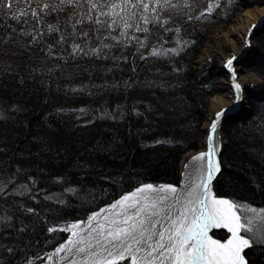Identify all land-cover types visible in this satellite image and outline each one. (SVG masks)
<instances>
[{"label":"trees","instance_id":"16d2710c","mask_svg":"<svg viewBox=\"0 0 264 264\" xmlns=\"http://www.w3.org/2000/svg\"><path fill=\"white\" fill-rule=\"evenodd\" d=\"M201 1L203 10L209 5L211 10L199 14ZM201 1L169 0L167 5L173 8L156 7L155 22L142 24L140 29L133 25L127 33L130 42H116L119 26L112 29L95 18L81 20V13L86 14L79 6L81 0H11V15L8 0H0V48L15 58L0 68V217H9L0 220V264H25L30 251L39 257L61 238L47 231L49 223L76 217L85 210L83 204L74 207L80 203L75 191H66L68 206L61 203L69 187L78 190L85 202L95 196L90 198V192L83 190L92 185L104 202L145 177L154 182L176 180L180 155L188 143L183 133L192 128L186 119L193 98L187 87L196 90V85L205 86L207 78L197 82L209 72L205 62L196 67L198 70L192 69L206 42L204 24L210 19L224 26L232 11L241 7V0ZM256 2L264 5V0ZM174 6L183 16L165 22L164 17L177 16L170 13ZM161 10L164 16L159 14ZM105 44L111 46L105 49ZM154 48L176 51L157 54ZM93 49L98 50L89 56ZM139 85L149 91L153 87L157 93L144 95L133 104L120 96L126 86ZM72 98L87 103L84 122L95 120L89 123L95 129L81 149L67 141L70 137L66 134L81 123L80 118L61 115L75 105ZM258 104L254 108L259 114L251 119L248 130L251 136L238 129L230 134L214 189L235 201L246 199L264 205V98ZM124 120L140 121L143 127L147 123L154 129L153 137L168 145L159 155L157 150L144 153L136 149L135 142L147 127L137 128L134 138L125 139L120 133ZM258 133L257 140L253 136ZM30 188L38 200H21L19 195L26 190L29 193ZM262 251L264 247L246 251L249 263L264 264Z\"/></svg>","mask_w":264,"mask_h":264},{"label":"snow or ice","instance_id":"6c2138e0","mask_svg":"<svg viewBox=\"0 0 264 264\" xmlns=\"http://www.w3.org/2000/svg\"><path fill=\"white\" fill-rule=\"evenodd\" d=\"M168 2L81 0L79 6L86 10V14L81 13V20L95 18L97 23L106 22L112 29L119 26V35L114 40L130 42L127 33L133 25L140 29L142 24L155 22V8ZM7 8L11 15V0ZM210 10L211 5L204 9ZM261 21L264 15L256 23ZM254 27L255 23L249 33ZM143 30L147 32V28ZM110 46L103 45L105 49ZM161 51L176 49H153L157 54ZM232 59L229 57L226 63L231 64ZM233 87L235 99L239 100L241 86L235 80V72ZM224 111L225 108H220L215 112L208 129L206 151H198L190 158L195 162L194 167L190 174H183L179 186L147 182L124 191L88 214L86 221L72 220L67 225V239L57 244L48 259L53 264H117L126 257L131 258V264H249L245 250L264 247V209L256 214L253 208L251 214H245L233 199L215 194L211 186L220 168L219 145L213 131ZM65 191L76 189L69 187ZM7 219V216L0 217V220ZM213 226L227 229L226 238L209 234Z\"/></svg>","mask_w":264,"mask_h":264},{"label":"rangeland","instance_id":"374dc122","mask_svg":"<svg viewBox=\"0 0 264 264\" xmlns=\"http://www.w3.org/2000/svg\"><path fill=\"white\" fill-rule=\"evenodd\" d=\"M205 1H208V0H205ZM230 1L234 2L235 0H230ZM199 3H200L199 4L200 7L197 6L198 7V13L204 14V12H206V11H204L202 8L203 1H201ZM181 4H177V5L179 6ZM226 4H229V3H226ZM232 6H233V3H231V7ZM239 6H241V7H240V9H238V11L234 10V11H232L231 15L228 16V21H227L226 25H224V26L217 25V23L215 24V23L210 22V19L208 21H206V23L204 24L205 28L208 29L206 31V38H205L206 43L204 44V46H202L200 48V51L195 56V59L192 62L193 63L192 69H194V71L198 70V68H196V67L205 62V64L206 63L210 64V66H208L209 70L213 68L214 71L207 72V77H205V78L203 76H201L204 79H202V78L198 79L197 84L199 83V81L203 82L207 78V81L203 82V83H205V86H200V85L195 84L196 85L195 87H197L196 90L191 89L190 87H187V94L192 95L193 98L190 96L192 98V100H191L192 101V111L190 112V114L188 115V117L186 119L190 120V122H191L190 124H191L192 128H191V130L187 129V131H185V134L183 133V135L187 138L188 143L186 145L187 149H186V147L183 148V149H186V150H184L185 153H182L183 155L182 154L180 155V159H179V163H178L177 178L173 182H166V183L177 184L179 177H180V171L182 168L183 161L188 157V155L191 152L198 150L200 147H203V144H204L203 139H204V133H205V126L204 125L206 122L210 121L211 118L213 117V114L211 113V111H212L211 104H212V100L215 97L221 98V100L219 102V107L225 108V111L221 115V118H220L221 122L219 124L221 126L222 134L224 136V146L228 143V139L230 137V134L232 132H234V130H236V129L246 131V133H245L246 137L251 136V134H249V132H248V130L250 128H252L251 126H252L253 121L251 119L256 118L255 116H257V114H259L258 112H256L254 107L258 106V102L262 98H264V82H263V79H264V58L263 57L264 56L259 55L260 61L258 63L259 66H257L258 67L257 70H259V71H255V70L244 71L243 69H245V67H244L245 65L249 64V62H250L249 60H251L250 58L252 57V54H255V52H256L255 50L254 51L250 50L248 47L252 44H254L256 47H259L261 40L264 39V21L256 23L257 21L260 20V17L262 15H264V14H262V13H264V11H263L264 5H262V6L258 5L256 0H241V3ZM161 7L164 10L165 9L168 10V8H173V7H169V5H167V6L162 5V6H160V8ZM178 8L179 7H175V11L170 12V13H172L171 14L172 16L173 15H177V16H174L173 18L164 17V21L165 22L177 21L179 15L181 14V13L179 14ZM228 8H230V6ZM182 9L183 8H181V12H182ZM174 12H176V14ZM226 12H228V11H226ZM163 13H164L163 10L159 11V14L163 15ZM182 14H181V16H183ZM199 14H198V16H199ZM199 18H202V16H200ZM191 23L198 24L199 22L198 21H192ZM254 23H255V27L252 29L251 33H249V28L252 27L254 25ZM186 25H188V24H186ZM232 25L242 26L243 28H245V33L240 34V33L231 32L230 29H231ZM246 32H247V34H246ZM246 39L249 40L248 44L245 43ZM89 52H88L89 56H93L94 51L91 50V53H89ZM78 53H80V52H78ZM15 54H17V53H15ZM75 55L77 56V53H75L74 56ZM80 57H84V56L81 55ZM229 57L233 58L231 61V64L226 63L228 61ZM12 60H15V58L11 55L9 50H3L2 48H0V68L4 67L7 62H12ZM193 66H194V68H193ZM203 71H199L198 73L200 74ZM230 71L235 72L236 81L241 86L240 90H239L240 102L238 103L240 105V107L238 106V104L234 105L233 101H231L232 100V97H231V95H232L231 94V88H232L231 86L232 85L229 84L228 82H226L227 81L226 78L229 75L228 73H230ZM223 80H225V81H223ZM144 90L146 92H144ZM152 92L154 95H155V93H157L153 87L151 88V91H149L147 89H144V85H142V86L139 85V86H135V87L126 86V91H124V93L120 94V96L122 98H124V100L126 102H131V104H133V101H135V100L138 101L139 99H141L140 97H142L144 95L146 98V97L150 96V93H152ZM65 99H69V98L67 97ZM65 99H64V101H65L64 106H66L65 109H67V105H65V104H67V102ZM75 99H77V98L70 99V100H74V102H75V105L73 107L69 108L68 110L63 111L62 113L61 112H59V113H61V115H65V116H71L73 114L72 117L76 118V120H78V118H80L81 123L75 124L74 127L68 129V132L66 134L69 135V136L67 135V137H70V138H67L68 139L67 141H71L75 148L81 149L86 138L88 136H91L94 129H95L94 128L95 126H93V125L89 127V125H90L89 123H94L95 120H92L90 122L87 121L88 124L83 121V115L85 116V114H87V112L89 111L87 103H85V104L82 102L77 103L78 101ZM235 106H237V107H235ZM191 118H193V121L191 120ZM186 119H184V120H186ZM25 120H26V118H25ZM22 124H24V123L22 122ZM105 126H107V125H105ZM143 126L144 125H142V122H140V121L137 123L135 121L124 120L123 121V128H122V130L120 129L121 130V132H120L121 136L125 139H128L131 136L134 138V131L137 128L138 129H140V128L144 129L147 127V129H145V131L143 130L142 131L143 133L140 134L141 137L138 138L139 140H137L135 142L136 143V145H135L136 149H137V147L141 148L142 151H145L144 153H146L147 151L150 152L153 150H157L156 152L159 155L161 152L160 149L165 148L168 145L167 141L161 140L160 138H157V137H153L152 134H154V132H153L154 129H153V127H150L147 123H146L145 127H143ZM103 127H104V125H103ZM31 133H32V131L30 130V135H31ZM259 136H260V134L258 133L256 136H253V137L258 140ZM144 140L147 141L146 144L144 143ZM230 140L232 141V138ZM134 141H135V139H133V142ZM254 143H256V141L252 142V144H254ZM223 149H224V147H223ZM80 154L82 155L81 152H80ZM139 158H141V157H139ZM220 169L221 168H219L217 175L219 174ZM155 179H157V178H155ZM161 179L162 178H159L158 180H161ZM214 180H215V178H213V181ZM140 181H139L140 183H147V182H151L154 184L165 183V182H162V180L154 182L151 177H145L143 180H140ZM108 182H109V180H108ZM139 182L131 185V188H129V189L127 188L126 190H121L120 192H118V195L116 197H114L113 199L118 198V196L121 195L124 191H129L132 188L136 187ZM2 183L3 182L0 181V185H2ZM59 185L62 187V184H59ZM4 187H5V185H4ZM83 190L87 193L90 192L89 193L90 198H91V196H93L95 194V196L92 198V201L91 200H88V201L85 200V202H84V200H83L84 198L81 196L80 192H78V190L74 192V194L76 193L74 196V197H76L75 198L76 201L80 202L74 207H77L79 204H83V207L85 208V210L81 214L77 215L76 217H73V218H70V217L66 218L65 217L64 219L59 218V219H57L58 221L49 223L50 225H48V229L52 228L53 231L49 232L48 229H47V231L50 234H52L53 237H56V238L61 237V238L58 241H56L53 244V246L49 250L46 251V253L39 255V257L36 256L34 251H30L29 254L27 255V259H26L27 262L25 264H44L48 258V255L53 250V248L55 246H57V244H59L62 240H64L69 235V232L67 231V225L69 223H71L72 220L75 219V220L86 221L88 214H90L92 211H96L98 208L103 207L104 204L110 203L111 200H113L110 197V198H107L104 202H101L100 199H102V198L99 199V197H101L100 192H96V189H93L92 185H89V187H87V185H86V188L84 187ZM213 191L215 194H217L215 192V189H214V182H213ZM217 195H219V194H217ZM19 196H20V199L24 200V201H27L31 198L37 199L36 191H34L33 188H30L29 193L26 190L22 195L20 194ZM64 196H66V191L64 193ZM46 198H51V196L46 195ZM107 200H109V201H107ZM235 202L240 206V210L242 212H244L245 214H251L253 208L255 209L256 214H259L260 210L264 209V205L249 202L246 199L236 200ZM61 203L64 206H68V204H69L68 196L62 197ZM71 204H75V203L70 202V205ZM249 206H251V207H249ZM225 233H227V232L225 230H223L222 228H214L212 231L213 235H219L220 237L224 236V238H226ZM130 261H131V258L126 257L123 261L117 262V264H129Z\"/></svg>","mask_w":264,"mask_h":264},{"label":"bare ground","instance_id":"6f19581e","mask_svg":"<svg viewBox=\"0 0 264 264\" xmlns=\"http://www.w3.org/2000/svg\"><path fill=\"white\" fill-rule=\"evenodd\" d=\"M264 11V10H263ZM262 14H264V13H262ZM230 31L231 32H233V33H245V28H243L242 26H239V25H232L231 26V29H230ZM246 34H247V32H246ZM178 37H180V34H178ZM206 42H204V44H205ZM250 50H252V51H256L255 52V54H252V57L250 58L251 60H249L250 62H249V64L248 65H245L244 67H245V69H243L244 71H248V70H250V71H253V70H255V71H259V70H257L258 69V67L257 66H259L258 65V63H259V58H260V56L259 55H263L264 56V39H262L261 40V42H260V46L259 47H256L254 44H252V45H250L249 47H248ZM264 58V57H263ZM208 64V66H210V64L209 63H207ZM247 64V63H246ZM198 67H200V65H198ZM229 67V66H228ZM230 68V67H229ZM228 68V69H229ZM210 71H214V69L212 68V69H210L209 70V72ZM229 75L227 76V81L226 82H228L229 84H231L232 86V88H231V97H232V100L231 101H233V103H234V105L236 104H238L239 102H240V99L239 100H236L235 99V95H236V90L234 89V87H233V72L232 71H230V73H228ZM235 76H236V74H235ZM235 80H236V77H235ZM223 81H225V80H223ZM237 82V81H236ZM238 83V82H237ZM240 95V94H239ZM220 100H221V98L220 97H215L213 100H212V104H211V107H212V111H211V113L213 114V117L211 118V120L210 121H208V122H206L205 123V133H204V139H203V142H204V144H203V147H200L198 150H195V151H193V152H191L189 155H188V157L183 161V164H182V168H181V171H180V177H179V180H178V182H177V184L176 185H180V181H181V179H183L184 178V176H183V174L184 173H186V172H188L189 174L191 173V171H192V169H193V167H194V163L195 162H193L190 158L193 156V155H195V153L196 152H198V151H206V146H207V135H208V129H209V125L211 124V121H212V119L213 118H215L214 117V114H215V112L217 111V110H219L220 108H223V107H219V102H220ZM259 105V104H258ZM238 106L240 107V105L238 104ZM235 107H237V106H235ZM227 117V116H226ZM225 119V118H224ZM220 122H221V120L219 119V121H218V123H217V126H216V128L214 129V131H213V135H214V139H215V141H216V143L219 145V148L217 149V159H218V161H219V163H220V166L222 165L221 164V162H220V159H221V153L223 152V147H225L224 146V136H223V134H222V129H221V126L219 125L220 124ZM183 153H185V151L183 152ZM183 155V154H182ZM185 165H188V167L186 168L185 167ZM221 168V167H220ZM220 172V171H219ZM217 173L213 176V178H216L217 176ZM213 178H212V181H211V186H212V190H213ZM214 192V191H213ZM214 228H217V227H215V226H213L212 228H210L209 229V234H212V231H213V229ZM219 228H222L223 230H225L226 232H227V229H224L222 226L221 227H219ZM216 236V238H224V236L223 237H220L219 235H215ZM68 237V236H67ZM67 237L65 238V239H67ZM64 239V240H65ZM61 242H63V240L61 241ZM60 242V243H61ZM56 247V246H55ZM54 247V248H55ZM53 248V249H54ZM260 248V246H256V247H253V248H251V249H246L245 250V252L246 251H249V250H254V249H259ZM262 252H264V251H262ZM51 253H52V251H51ZM248 258V257H247ZM248 260H249V258H248ZM249 262H250V260H249ZM44 264H53V261H50L48 258H47V260L45 261V263ZM129 264H131V261H130V263ZM250 264V263H249Z\"/></svg>","mask_w":264,"mask_h":264}]
</instances>
